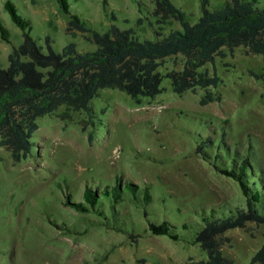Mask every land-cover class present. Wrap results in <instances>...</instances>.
I'll return each instance as SVG.
<instances>
[{"label":"rangeland","instance_id":"obj_1","mask_svg":"<svg viewBox=\"0 0 264 264\" xmlns=\"http://www.w3.org/2000/svg\"><path fill=\"white\" fill-rule=\"evenodd\" d=\"M5 1L0 0V18L12 37L11 42L0 38V63L7 67L22 35ZM12 1L30 20L40 44L45 46L50 35L57 51L72 40L81 51L95 48L81 34L74 39L67 34L68 15L58 0ZM173 1L192 22L200 17L201 0ZM70 3L71 12L95 29L105 31L116 22L155 38L147 20L138 23L152 11L153 0ZM180 27L173 21L165 32ZM181 62V57L168 59L162 70L180 69ZM202 71L218 74L220 85L178 94L166 78L164 91L141 104L123 91L104 89L92 101V114L61 107L39 118L32 150L19 163L0 145V264H195L207 259L192 242L201 214L244 207L245 197L238 182L217 172L196 146L204 136L219 138L225 127L228 143L246 153L251 147L252 159L264 169V60L238 48ZM209 94L218 100L203 104ZM119 179L122 199L114 204V193L103 192V215L74 208L87 187L100 192ZM127 182L139 188L141 198L148 189L150 203L140 206ZM163 220L175 226L180 239L151 233L149 223ZM184 222L190 224L187 229ZM131 233L139 235L137 242ZM223 237V253L233 264H261L251 259L264 243V225L249 222Z\"/></svg>","mask_w":264,"mask_h":264},{"label":"trees","instance_id":"obj_2","mask_svg":"<svg viewBox=\"0 0 264 264\" xmlns=\"http://www.w3.org/2000/svg\"><path fill=\"white\" fill-rule=\"evenodd\" d=\"M58 2L68 15L67 34L73 39L81 34L95 45L94 49L81 51L77 41L72 40L62 51H57L50 35L45 37V46L40 44L32 35L30 20L19 12L16 4L12 0L4 3L22 35V42L13 45L8 55V66L0 63V145L10 151L15 163L29 156L32 137L40 127L39 118L61 107L92 114V101L104 89L123 91L141 104L144 99H154L164 91L166 78L171 80L173 91L178 94L218 87L221 77L216 73L209 75L202 68L233 55L238 48L260 55L264 60V0H227L220 4L201 0V15L195 22L173 0H153L152 11L138 19V23L147 20L154 39L142 37L132 27L121 28L116 22L100 31L71 12L70 0ZM112 18L117 19L114 14ZM173 21L181 27L165 32ZM11 37L9 28L0 18V38L11 42ZM177 57L182 58L181 68L163 72L168 59ZM215 100L218 97L209 94L202 103ZM196 152L217 172L238 182L245 206L213 209L210 214H201L200 228L192 242L199 244L208 257L195 264H233L223 253V235L230 229L246 227L249 222L264 225V169L252 159L251 147L246 153L228 143L225 127L219 138L212 134L202 137ZM120 180L100 192L87 187L83 192L84 200L73 202L74 208L83 212L96 210L103 215L100 208L106 201L103 192L114 193V204L122 199ZM126 184L139 205L150 203L148 189L141 198L135 184ZM144 215H148L146 208ZM189 225L184 222L182 227L187 229ZM149 230L152 234L180 239L175 226L167 220L150 222ZM130 235L137 242L139 235ZM251 262L264 264V243Z\"/></svg>","mask_w":264,"mask_h":264}]
</instances>
